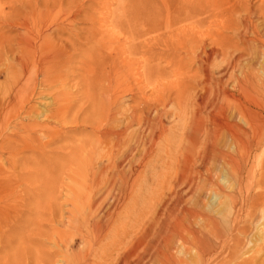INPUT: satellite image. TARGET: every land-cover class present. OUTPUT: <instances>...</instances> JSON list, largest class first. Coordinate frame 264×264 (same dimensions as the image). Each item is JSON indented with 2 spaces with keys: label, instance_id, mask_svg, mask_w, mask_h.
Segmentation results:
<instances>
[{
  "label": "bare ground",
  "instance_id": "6f19581e",
  "mask_svg": "<svg viewBox=\"0 0 264 264\" xmlns=\"http://www.w3.org/2000/svg\"><path fill=\"white\" fill-rule=\"evenodd\" d=\"M216 1L92 0L93 4L87 5L81 0H12L7 11L0 8V79L3 80L0 86V256H4L0 257V264H14L20 246L30 254L32 205L27 200L29 190L24 189L22 195L25 197L21 199L19 193L5 190L11 188V180L17 187L22 181L37 179L45 189L48 184L44 181L49 176L56 180L64 177L73 185L69 191H76V194L80 191L78 187L83 185L80 186L79 181L88 182L89 185L84 186L86 190H92L94 199L86 203L81 200L84 198L74 200L72 207L78 214H83L81 225L98 236L106 227L93 218L101 213L97 205L106 204L103 195L113 191L125 195L143 177L137 169L140 163L152 165L164 160L158 155L160 151L166 152L168 162L164 168L168 175L176 168L178 173H189V154L196 144L203 147V162L196 173L206 168L208 153L218 160L230 159L216 149L215 144L227 134L237 141L240 133L227 129L224 124L226 134L217 128L202 130L199 124L198 128L194 122L200 121V111L207 107L205 100L197 103L191 123L185 122L188 117L183 118L191 108L188 101L198 87L197 82L221 86L226 78L245 82L255 80V71H248L249 74L240 78L235 72L241 70L244 58L252 57L247 48L239 46L241 41L245 44L243 38L248 34L258 37L262 45L259 52L264 56V31H258L257 25L253 24L255 20L264 22V0L259 1L260 6L258 4L256 9L249 8L242 2L244 0H232L234 2L222 9ZM94 4L101 11H96L98 15H95ZM80 25L86 27H78ZM226 33L232 35L229 37ZM135 57L138 59L133 60ZM163 62L171 67V73L162 68ZM186 64H189L188 69ZM163 76H171L174 82L163 85ZM68 88L71 91L68 92ZM218 93L225 97L222 89ZM36 96L51 97L52 108L38 114L29 105ZM126 102L131 106L124 107ZM169 107L178 111L177 122L187 126L189 131L166 140L162 147L164 110ZM23 120L33 121V124H24ZM49 122L66 127L79 125L89 129V135L79 142L67 141L62 131L48 127ZM10 125L14 131L5 137L3 131ZM176 142L185 144L182 149L180 147V160H176L171 152ZM4 155L20 156L24 162L17 167L19 170L14 165L5 169ZM44 161L50 163L51 170L39 165ZM135 204L138 205L136 201ZM103 214L109 219L112 217L111 213ZM118 217L117 214L115 220L113 216L112 224ZM137 219L139 228L142 215L139 214ZM19 221H24L21 231ZM221 225L209 219L205 230L188 231L190 240L187 241L191 245L185 241L182 235L185 230L179 225H165L156 232L155 250L153 255L150 254L149 264H179L170 253L177 240L193 246L200 256L215 253L219 246L209 237L219 238L224 232ZM17 232L22 238L20 243L17 239L13 247L7 236ZM110 237L112 242L104 250L105 256L115 255L117 262L114 258V264H131L136 250H124L131 235L114 232ZM6 238L8 241H4ZM140 242L142 240L135 243L136 249ZM5 246L9 249L6 254ZM132 264L148 263L144 257L137 256Z\"/></svg>",
  "mask_w": 264,
  "mask_h": 264
},
{
  "label": "rangeland",
  "instance_id": "374dc122",
  "mask_svg": "<svg viewBox=\"0 0 264 264\" xmlns=\"http://www.w3.org/2000/svg\"><path fill=\"white\" fill-rule=\"evenodd\" d=\"M8 1L2 0L1 2L0 0V8H4L7 11L8 6L12 3L10 2L12 0ZM81 1L86 2L87 5L90 2L93 4L92 0ZM169 1L171 2L172 0ZM231 1L217 0L216 3L224 9ZM259 1L244 0L242 2L248 4L249 8L256 9L258 4L260 6L261 2ZM160 3L163 6L162 2ZM94 6L96 7H94L95 15H98L100 9L96 4ZM113 6L115 8V5ZM219 9L221 10V7ZM219 9L217 10L219 11ZM85 11L89 12L88 9H85ZM253 22L254 25H257L258 31H264L262 30L264 29V22L261 20ZM78 27L86 26L80 25ZM226 35L230 37L232 34L226 33ZM245 38H243L245 44L241 43V41L239 42V46L240 48H247L252 57L244 58L241 62L243 65L240 66L243 71H239L242 74L239 71L235 73L240 78L241 75L246 74L248 71L249 73L255 71V80L245 82L243 80L237 81L226 78L221 86L213 83L203 85L197 82L198 87L191 93L192 99L190 94L191 100L189 99L188 101V105H191V108L188 109L185 117H182L184 120L188 117L189 119L187 118L188 120L185 122L191 123L194 115H196L197 103L202 99L205 100L207 107L203 111H200L202 112L200 121L196 120L194 122L198 128L200 126L202 130L206 131L217 128L223 133L228 132L227 129L231 128L237 134L240 133L238 135L239 140L237 141L227 134L220 137L215 144L216 149L224 152L228 157L230 156V159L226 158V161L218 160L208 153L205 161L206 168H203L199 172L201 174L196 173L200 169L201 162H203V147L200 144H196L192 146L191 153L189 154V173L188 171V174L178 173L176 168L175 170L173 169L174 172L170 171L171 174L168 175L166 168H164L168 162L165 158L166 152L164 150L160 151L158 155L164 160L152 165L143 162L140 163V166L138 164L139 168L137 169L143 173V177L131 189L127 190L125 195L118 194L117 191L115 193L114 191L112 193L106 192L103 195V198H106V204L100 205L99 203L97 205L101 213L99 211L100 216L96 214L97 217L95 216L93 219L100 221V225L107 229H102L98 236L95 233H92V235L87 231L88 229H86L85 225H81L80 221L83 214H78L72 207V204L74 205L75 202L74 200L84 198L81 200L86 203L94 199L92 190H86L85 186L89 185L88 182L81 183L79 181L80 186L83 185L81 188L78 187L80 191L77 189L78 194H76V191L73 193L69 191V188L73 187V185L64 177H61L64 180L62 181L60 178L56 180L55 178L51 179L49 176L46 179L47 181H44L49 186L45 189H43L40 180L37 179L31 182L22 181L17 187L13 186L15 183L11 180V188L5 190L15 191L17 195L18 193L22 195L24 189L29 190L30 196L29 194L27 195V200L32 205L30 207V211L32 212L29 211L30 215H32L29 219L30 222L32 221V226L30 224L32 228L30 227V229L33 231H31V236L29 237L30 254L26 252L25 248L20 246L19 251H17V257L13 259L14 264H109L108 261L111 264L115 260L114 258H116L114 262H117V257H114L115 255L110 258L106 257L104 250L108 249L106 247L111 245L112 240L110 236L114 232L118 234L128 232L131 235V240L124 249L136 250L131 258L133 261L130 260L131 264L137 259V256L144 257V260L149 264L150 254L153 255L154 252L152 251L155 250L156 232L162 229L164 224L168 226L179 225L182 228L181 230H185V233L183 232L182 235H184L185 241L188 242L187 240H190L188 231L203 230L209 219L216 220L218 224L223 225L221 227L224 232L219 238H215V236L209 237L214 245L219 246L217 251L206 257L200 256L193 246L190 247V241L188 242L189 245L184 241L177 240L172 246L174 251L172 249L170 253L179 264H264V59H262L264 56L260 55L259 52L262 45L258 42V37L248 34ZM132 59L137 60L138 58ZM164 63H161V66L163 65L162 68L165 71L167 70V73H171V67ZM217 66L222 65L218 64ZM188 67L189 64H186L185 68L188 69ZM222 67L225 68L227 66ZM2 81L0 79L1 87ZM172 81L174 82V78L172 79L171 76L170 78L168 76H163V79L161 78L163 85H167L168 82L170 84ZM1 87L0 93H2ZM220 89L224 91L225 97L219 95L218 90ZM69 90L71 91L70 88H68V92ZM149 95L150 93L148 92ZM37 97H34V100L29 105L33 106L38 114L52 108L51 106L54 102H52L51 97ZM1 98L2 94H0ZM127 105L130 107L131 103L126 102L124 107L128 108ZM175 110L170 107L164 110L163 129L165 130V140L163 139L160 144L162 147H164L166 140L178 138L188 133L186 132L187 130L189 131L187 126L184 127V125L182 126L177 122L178 116L176 114H178V111L176 110L175 112ZM237 111L239 112L238 115ZM22 122L28 125L33 124V121L23 120ZM39 122L41 123V120ZM54 124L53 122H49L47 125L50 128H56L60 132L62 131L61 133L67 141H78L79 139L82 141L89 135V129H82L78 127L79 125L77 127L73 125L66 127ZM223 124L227 129H224ZM237 128L240 129V132ZM13 131L14 129L10 125L3 131V135L5 137L11 136ZM41 140L44 142L46 139L43 136ZM180 144L182 143L176 142V147L174 145L173 148L175 151L173 149L171 151L172 153L174 152L172 156L176 160L181 159V149L185 145ZM52 149L54 147L47 151ZM171 152L170 154H172ZM2 159L5 169L9 165H14L18 169L17 167L20 168L24 162L20 156L15 155L12 158L4 155ZM39 165L48 167L50 170L52 168L47 161ZM6 182L8 183V181ZM24 197L22 195L21 199H24ZM135 201L138 205L135 204ZM124 203L125 205L123 206ZM70 210L71 212H69ZM73 211L76 212L73 213ZM106 212L108 214L111 213L112 217L110 219L103 214ZM117 214L119 215L118 220L112 224L114 218L116 220ZM139 214L142 215V219L138 228L136 222L138 221ZM22 220L23 217L21 218ZM21 221L17 223L20 227L18 228L19 231L24 228V221ZM227 227L229 230L235 229L234 232L227 231L225 229ZM19 234L20 232L16 234L10 233L7 236L13 242V247L16 245V240L18 239V243L22 238L21 234ZM101 234L104 235L101 236ZM57 238L58 240L56 241ZM6 240L7 238L4 241ZM140 240L142 242H140L136 249L137 244L135 243ZM5 248L6 254V250L9 249L6 246ZM2 254L5 255L4 253ZM0 257L4 256L1 255ZM181 260H184V262H181Z\"/></svg>",
  "mask_w": 264,
  "mask_h": 264
}]
</instances>
